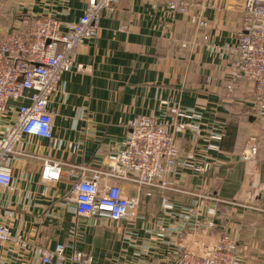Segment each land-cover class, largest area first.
Listing matches in <instances>:
<instances>
[{
    "label": "crops",
    "instance_id": "obj_1",
    "mask_svg": "<svg viewBox=\"0 0 264 264\" xmlns=\"http://www.w3.org/2000/svg\"><path fill=\"white\" fill-rule=\"evenodd\" d=\"M85 2L31 0L19 10L23 17L52 15L75 23ZM237 3L208 0L204 10L193 8L207 22L205 31L185 16L171 19L149 0H121L115 11L102 13L98 36L75 52V65L86 71L73 67L65 72L51 97L52 139L24 137L27 153L63 164L59 179L43 183L42 161L26 158L12 165L13 189L0 188V212L11 211L5 220L14 235L46 251L62 245L66 258L77 252L90 257L91 264H174L183 249L210 253L226 234L235 241L239 264H264V118L253 107L251 83L231 80L233 56L224 50L241 31ZM64 10L68 14L60 15ZM173 107L199 112L202 135L226 132L217 151L206 150L190 132L171 133L181 153L208 160L211 169L168 177L173 190H155L151 196L145 188L118 183L125 197L139 196L136 222L78 216L69 201L76 182L71 167L106 171L107 157L120 149L129 121L154 117L170 122ZM192 195L222 201L214 227L161 232L177 226L178 207H193L206 217L214 204ZM163 196L177 206L171 214L162 210ZM21 258L12 245L0 244V264H20ZM27 261L43 264L33 256Z\"/></svg>",
    "mask_w": 264,
    "mask_h": 264
},
{
    "label": "built area",
    "instance_id": "obj_2",
    "mask_svg": "<svg viewBox=\"0 0 264 264\" xmlns=\"http://www.w3.org/2000/svg\"><path fill=\"white\" fill-rule=\"evenodd\" d=\"M120 1L86 0L82 15L75 23L62 22L52 15L22 17L19 19L22 27L0 33V188L13 189L11 169L15 161L37 158L24 150V137L52 139L55 114L50 108L51 97L65 72L73 67L79 72L86 71L82 65H75V52L85 41L98 36L102 13L115 11ZM150 1L164 8L171 19L185 16L198 31L208 27L200 13L191 11L196 0ZM240 5L241 31L236 35V43L225 45L224 50L233 56L231 80L251 83L253 107L264 118V0H241ZM67 14V10L60 13L62 16ZM202 40L207 42L208 37L203 35ZM171 113L170 122L154 117H137L129 121V132L120 149L107 157L106 171L86 166L71 167L76 182L69 201L74 203L78 216L136 222L140 219L139 196L125 197L118 183L133 185L138 191L145 188L147 196H151L155 190H173L168 177L177 176L186 169H192L198 175L211 169L213 165L208 160L196 158L193 153H181L171 133L190 132L206 144V150L217 151L226 132L207 131L202 135L199 112L173 107ZM250 152L253 154L254 148ZM37 159L42 161L43 183L59 179L63 164ZM105 180L109 185H103ZM192 196L214 204L207 209L206 217L195 214L193 207H178L181 213L177 214V226L162 227L161 232L192 233L201 226L207 230L214 227L216 206L222 201L211 196ZM161 207L170 214L177 208L164 196ZM10 215L9 209L0 212V244L12 245L23 256L20 264H28V256L43 264L52 261L56 264H91L90 257L77 252L66 258L62 245L46 251L30 244L21 235H14L5 220ZM236 248L234 240L221 234L210 253L185 248L174 264H239Z\"/></svg>",
    "mask_w": 264,
    "mask_h": 264
},
{
    "label": "rangeland",
    "instance_id": "obj_3",
    "mask_svg": "<svg viewBox=\"0 0 264 264\" xmlns=\"http://www.w3.org/2000/svg\"><path fill=\"white\" fill-rule=\"evenodd\" d=\"M30 1L31 0H0V33L8 31L14 27L17 28V27L23 26L19 21V19L23 17L20 14L21 11L19 9L23 6H27L26 4L29 3ZM207 2L208 0L194 1L193 3L194 5L191 11H193V8H195L196 10H200V11L204 10L207 7ZM240 4H241V0H239V3H237V6L239 7L240 12H241ZM196 13L199 14L200 12L198 11ZM242 19H243V16H242ZM248 142H251V141L249 140Z\"/></svg>",
    "mask_w": 264,
    "mask_h": 264
}]
</instances>
